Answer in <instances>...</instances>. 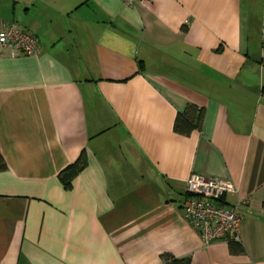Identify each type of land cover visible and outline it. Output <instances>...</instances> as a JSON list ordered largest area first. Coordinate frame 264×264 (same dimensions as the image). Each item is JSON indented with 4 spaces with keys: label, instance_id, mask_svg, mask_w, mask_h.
I'll use <instances>...</instances> for the list:
<instances>
[{
    "label": "crops",
    "instance_id": "0c3cea01",
    "mask_svg": "<svg viewBox=\"0 0 264 264\" xmlns=\"http://www.w3.org/2000/svg\"><path fill=\"white\" fill-rule=\"evenodd\" d=\"M10 24L40 51L0 54V264H264V0H0ZM191 174L247 201L241 252L184 219Z\"/></svg>",
    "mask_w": 264,
    "mask_h": 264
},
{
    "label": "built area",
    "instance_id": "2783aa9c",
    "mask_svg": "<svg viewBox=\"0 0 264 264\" xmlns=\"http://www.w3.org/2000/svg\"><path fill=\"white\" fill-rule=\"evenodd\" d=\"M147 0H122L126 7L145 5ZM11 49L12 56H36L40 47L36 36L16 24L0 30V54ZM237 189L229 180L207 178L191 174L185 184L184 219L195 229L205 246L219 241L240 242V228L244 220L241 210L246 200L227 205L225 198L236 195Z\"/></svg>",
    "mask_w": 264,
    "mask_h": 264
},
{
    "label": "trees",
    "instance_id": "16d2710c",
    "mask_svg": "<svg viewBox=\"0 0 264 264\" xmlns=\"http://www.w3.org/2000/svg\"><path fill=\"white\" fill-rule=\"evenodd\" d=\"M204 118V109L198 108L195 105H187L183 112L177 113L174 123L173 131L179 135H189L193 131L200 130ZM87 166V159L84 153L78 160L67 167L61 176V181L65 187L70 186L71 180ZM6 164L3 157L0 155V172L5 171ZM264 210V203L262 204ZM231 253L241 252L239 242H228ZM163 264H190L189 259H175L168 255L163 256Z\"/></svg>",
    "mask_w": 264,
    "mask_h": 264
}]
</instances>
